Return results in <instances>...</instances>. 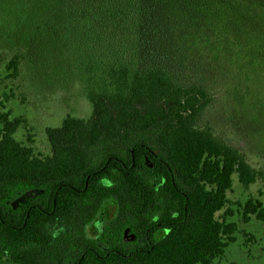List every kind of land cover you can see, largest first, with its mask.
Instances as JSON below:
<instances>
[{"label": "trees", "instance_id": "obj_1", "mask_svg": "<svg viewBox=\"0 0 264 264\" xmlns=\"http://www.w3.org/2000/svg\"><path fill=\"white\" fill-rule=\"evenodd\" d=\"M37 5V26L53 43L67 37L77 47L93 113L48 129L49 156L15 139L26 120L0 113V264H214L236 242L232 212L218 218L233 176L247 188L256 175L197 126L214 100L204 80H243L244 69L264 63V0ZM213 37L235 45L224 46V63H208ZM225 61L236 67L226 72ZM19 67L15 56L10 78ZM242 207L246 223L264 222L261 201Z\"/></svg>", "mask_w": 264, "mask_h": 264}, {"label": "rangeland", "instance_id": "obj_2", "mask_svg": "<svg viewBox=\"0 0 264 264\" xmlns=\"http://www.w3.org/2000/svg\"><path fill=\"white\" fill-rule=\"evenodd\" d=\"M39 9L37 0H0V97L8 96L6 110L0 103V113L26 120L15 139L37 155L49 156L47 130L61 127L68 116L89 119L93 108L88 99L91 82L73 52L77 47L67 37L62 44L53 43L48 31L37 26L44 14ZM211 42L204 50L211 57L208 63L222 58L224 63L229 56L222 54L224 46L231 51L235 45L230 40L223 45L215 37ZM15 56L20 57L19 74L10 78L7 65ZM225 65L226 72L236 67L233 61ZM242 75L243 80H204L214 100L197 125L210 128L218 140L237 149L256 175L247 188L233 176L229 203L218 218L232 212L227 219L238 226L236 242L214 264H264V222L251 217L246 223L242 207L249 200L264 204V63L248 66Z\"/></svg>", "mask_w": 264, "mask_h": 264}, {"label": "flooded vegetation", "instance_id": "obj_3", "mask_svg": "<svg viewBox=\"0 0 264 264\" xmlns=\"http://www.w3.org/2000/svg\"><path fill=\"white\" fill-rule=\"evenodd\" d=\"M104 223H105L104 220H99V221H97V222H96V223L90 228V229H91L90 236L95 235V232H96V231H99V229L103 227ZM94 229L96 230L95 232H94Z\"/></svg>", "mask_w": 264, "mask_h": 264}, {"label": "water", "instance_id": "obj_4", "mask_svg": "<svg viewBox=\"0 0 264 264\" xmlns=\"http://www.w3.org/2000/svg\"><path fill=\"white\" fill-rule=\"evenodd\" d=\"M150 166L153 167L152 165H150ZM34 195H35L34 193L31 194V196H33V197H34ZM20 200H22V203H23V202H25L26 199L23 198V199H20ZM16 205H18V204L16 203ZM134 240H135V237L134 236H126L125 237V241L126 242H131V241H134Z\"/></svg>", "mask_w": 264, "mask_h": 264}]
</instances>
